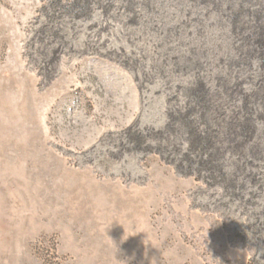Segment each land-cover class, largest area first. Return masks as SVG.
Segmentation results:
<instances>
[{
    "label": "rangeland",
    "instance_id": "1",
    "mask_svg": "<svg viewBox=\"0 0 264 264\" xmlns=\"http://www.w3.org/2000/svg\"><path fill=\"white\" fill-rule=\"evenodd\" d=\"M152 5L0 0V264H264V198H223L171 128Z\"/></svg>",
    "mask_w": 264,
    "mask_h": 264
},
{
    "label": "bare ground",
    "instance_id": "2",
    "mask_svg": "<svg viewBox=\"0 0 264 264\" xmlns=\"http://www.w3.org/2000/svg\"><path fill=\"white\" fill-rule=\"evenodd\" d=\"M134 1L140 17L158 4V47L176 44L169 69L187 78V107L174 110L171 128L186 138L188 164L197 162L223 198L256 205L264 198V0ZM160 9L180 21L164 30Z\"/></svg>",
    "mask_w": 264,
    "mask_h": 264
}]
</instances>
